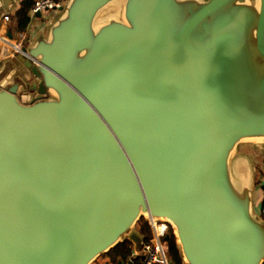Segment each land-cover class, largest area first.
I'll use <instances>...</instances> for the list:
<instances>
[{"label":"water","instance_id":"95a60500","mask_svg":"<svg viewBox=\"0 0 264 264\" xmlns=\"http://www.w3.org/2000/svg\"><path fill=\"white\" fill-rule=\"evenodd\" d=\"M13 4L0 0V29ZM58 11L0 56V264H95L128 240L140 251L142 219L173 230L182 264H264L240 152L264 151V0Z\"/></svg>","mask_w":264,"mask_h":264},{"label":"crops","instance_id":"0c3cea01","mask_svg":"<svg viewBox=\"0 0 264 264\" xmlns=\"http://www.w3.org/2000/svg\"><path fill=\"white\" fill-rule=\"evenodd\" d=\"M24 1L27 0H14V4L9 13L10 22L4 26L2 20L1 29H0V56L2 53V49L4 48L3 43L4 42L12 43L13 40L19 38L22 34L26 35V40H25V44L27 43L26 47L32 45L38 37L47 34L49 25L55 20V18L59 14L58 10L45 11L43 12L42 17H37V16L31 17V13H30L31 21L27 29L22 33H16L12 26L15 25L13 21V17L15 16L16 12L19 10L21 4ZM32 1L36 3L38 0H32ZM57 1L64 4L67 0H57ZM17 63H18L17 65H19V62ZM30 98L31 96H26L24 98V101L27 102V100L25 99H30ZM243 146L249 147L251 149L250 151L245 153V155L249 156L253 163L254 178H255L254 208H255V212L260 216V211L264 201V151L255 148L252 145H243ZM159 229L160 231H164V232L165 230L167 231V229L162 225H160ZM164 245L166 252H168L165 243ZM142 259H143V252L141 250L138 251L135 247L132 259L128 260L126 263L123 264H131V263L140 264ZM104 264H109V261L106 260Z\"/></svg>","mask_w":264,"mask_h":264},{"label":"trees","instance_id":"16d2710c","mask_svg":"<svg viewBox=\"0 0 264 264\" xmlns=\"http://www.w3.org/2000/svg\"><path fill=\"white\" fill-rule=\"evenodd\" d=\"M34 4L35 2L32 0L24 1L21 4L19 10L16 12L15 16L13 17L15 25H12L16 33L24 32L29 26L31 21L30 13ZM136 232L142 239V251L143 246L150 242L153 238V229L151 227L150 221L142 219L136 227ZM162 241L168 246V258H170L175 264H182L181 253L176 243L173 231L170 227L167 228ZM134 249L135 243L131 240H128L121 243L118 247L113 249L109 254L103 256L102 258L108 260L109 264H123L132 259Z\"/></svg>","mask_w":264,"mask_h":264},{"label":"built area","instance_id":"2783aa9c","mask_svg":"<svg viewBox=\"0 0 264 264\" xmlns=\"http://www.w3.org/2000/svg\"><path fill=\"white\" fill-rule=\"evenodd\" d=\"M62 6L63 4L57 0H38L31 10V17L36 16L39 12L43 13L49 10H59V8H61ZM9 22L10 16H5L3 18V25L5 26ZM25 40L26 35L22 34L19 38L13 40L12 43L4 42L3 47L7 46L13 55L17 52L23 51ZM260 216L264 219V201L260 211ZM150 224L153 229V238L150 242L143 246V259L140 264H168L167 252L162 241L166 230L164 232L160 231L159 229L160 225L164 226L166 229L168 228V226L166 224L158 222H150Z\"/></svg>","mask_w":264,"mask_h":264},{"label":"rangeland","instance_id":"374dc122","mask_svg":"<svg viewBox=\"0 0 264 264\" xmlns=\"http://www.w3.org/2000/svg\"><path fill=\"white\" fill-rule=\"evenodd\" d=\"M27 46V43L26 44H24V47H26ZM25 100H29V99H25ZM251 149L249 148V147H246V146H242L241 147V153H243V154H245V153H247L248 151H250ZM173 231V230H172ZM165 246V245H164ZM166 248H167V251H168V246H167V244H166ZM106 261V259L105 258H100L95 264H104V262Z\"/></svg>","mask_w":264,"mask_h":264},{"label":"flooded vegetation","instance_id":"af4514ba","mask_svg":"<svg viewBox=\"0 0 264 264\" xmlns=\"http://www.w3.org/2000/svg\"><path fill=\"white\" fill-rule=\"evenodd\" d=\"M26 96H31V98H30L29 100H27V102L24 101V98H25ZM19 97L21 98V100H22L24 103H29L32 99L38 97V95H37V93H34V94H26V93H24V92H21V93L19 94Z\"/></svg>","mask_w":264,"mask_h":264}]
</instances>
